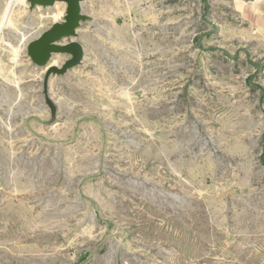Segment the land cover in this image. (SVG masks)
<instances>
[{
	"label": "rangeland",
	"instance_id": "1",
	"mask_svg": "<svg viewBox=\"0 0 264 264\" xmlns=\"http://www.w3.org/2000/svg\"><path fill=\"white\" fill-rule=\"evenodd\" d=\"M64 9L0 0V264H264V0H84L52 117Z\"/></svg>",
	"mask_w": 264,
	"mask_h": 264
},
{
	"label": "water",
	"instance_id": "2",
	"mask_svg": "<svg viewBox=\"0 0 264 264\" xmlns=\"http://www.w3.org/2000/svg\"><path fill=\"white\" fill-rule=\"evenodd\" d=\"M29 10L36 7H52L61 3L64 5V13L59 22L52 23L48 29L43 31L37 38L30 41L26 46V56L36 67L44 70L42 78V94L44 102L51 116L56 112V106L48 95V82L51 76H62L70 69L80 65L83 58L82 45L76 41L77 31L81 23L87 20L82 13L84 0H25ZM58 55L67 58L58 67L52 65V59Z\"/></svg>",
	"mask_w": 264,
	"mask_h": 264
}]
</instances>
